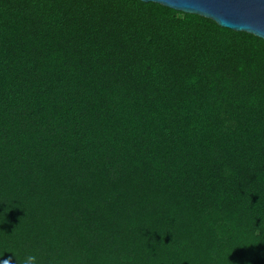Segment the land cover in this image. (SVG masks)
<instances>
[{
  "label": "trees",
  "instance_id": "1",
  "mask_svg": "<svg viewBox=\"0 0 264 264\" xmlns=\"http://www.w3.org/2000/svg\"><path fill=\"white\" fill-rule=\"evenodd\" d=\"M5 245L264 264V38L156 1L0 0Z\"/></svg>",
  "mask_w": 264,
  "mask_h": 264
},
{
  "label": "water",
  "instance_id": "2",
  "mask_svg": "<svg viewBox=\"0 0 264 264\" xmlns=\"http://www.w3.org/2000/svg\"><path fill=\"white\" fill-rule=\"evenodd\" d=\"M197 13L220 25L244 30L264 38V0H144Z\"/></svg>",
  "mask_w": 264,
  "mask_h": 264
},
{
  "label": "clouds",
  "instance_id": "3",
  "mask_svg": "<svg viewBox=\"0 0 264 264\" xmlns=\"http://www.w3.org/2000/svg\"><path fill=\"white\" fill-rule=\"evenodd\" d=\"M7 211L3 210V215ZM3 251L11 252L13 255L4 257ZM3 251H0V264H40V261L37 255L34 252L25 253L22 257L18 254L16 249L4 246ZM15 257V259H13ZM49 264H53L52 261H49Z\"/></svg>",
  "mask_w": 264,
  "mask_h": 264
}]
</instances>
